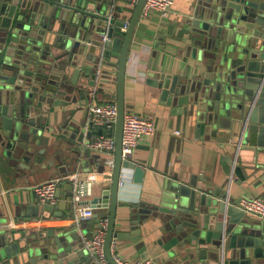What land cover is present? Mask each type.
<instances>
[{"label":"water","instance_id":"obj_1","mask_svg":"<svg viewBox=\"0 0 264 264\" xmlns=\"http://www.w3.org/2000/svg\"><path fill=\"white\" fill-rule=\"evenodd\" d=\"M145 3L138 0L125 35L118 37L111 21L113 0H0V148L5 156L28 161L29 137L37 133L30 125L37 124L34 114L46 110L44 104L75 102L77 94L90 100L94 93L116 101L112 180L101 197L90 201L96 209H109L104 243L108 264H123L113 255V243L130 238L116 229L124 87ZM199 16L202 20L194 21L201 30L196 44L210 58L214 77L180 82L168 77L159 85L162 99L183 106L199 132L216 140L225 155L226 175H237L239 185L259 178L257 187L264 184V0H206ZM113 53L118 54L115 64L110 61ZM197 186L195 176L188 182L165 181L160 200L137 209L132 240L144 247L138 224L153 215L163 223L165 249L174 264H206L207 259L211 264H264V220L246 216L239 207L244 195L236 200L220 187ZM80 227L83 235L74 228L32 237L10 233L0 222V264H95L84 242V235L90 239L92 234L84 223ZM175 246L186 255L180 257Z\"/></svg>","mask_w":264,"mask_h":264},{"label":"crops","instance_id":"obj_2","mask_svg":"<svg viewBox=\"0 0 264 264\" xmlns=\"http://www.w3.org/2000/svg\"><path fill=\"white\" fill-rule=\"evenodd\" d=\"M205 1L174 0L168 17H162L158 12L141 17L134 32L125 76V110L152 118L156 131L142 137L131 157L123 161L116 229L130 238L116 241L112 250L114 256L127 264L143 260H149V264H174L170 250L165 249L167 242L163 238L161 219L149 215L138 224L143 248L132 240L133 231H137L133 230L137 209L142 203L146 206L157 203L167 180L188 182L195 176L197 187L212 190L220 187L236 200L241 195L264 198V184L254 187L259 178L239 185L237 175H226L225 155L216 140L206 132H199L196 119L183 113V106L169 105L162 99L163 91L159 85L168 77H177L179 82L214 77L210 58L196 44V33L201 30L195 27L194 21L202 20L199 15ZM134 9L130 0H113L111 21L118 37L125 35L127 27L122 23L131 20ZM117 55L110 59L114 64ZM216 55L220 59L223 52ZM114 88L115 85H111L110 89ZM96 95L89 100L77 94V101L58 106L44 104L46 110L34 114L37 124L30 125L37 133H31L29 137L28 161L5 156V149L0 148V222L5 230L24 236L46 237L62 229L76 228L83 235V229L75 224L69 208L72 182L66 177L78 172L92 182L90 197L82 204L92 206L89 202L102 196L113 174L105 155L89 145L104 131L99 125L88 126L87 121L92 100L102 103L115 99L105 93ZM138 168L142 169L141 174H137ZM51 179L60 180L56 191L58 203L51 204L52 209L46 210V204L40 201L34 187ZM96 213H99L98 217H95ZM95 214L83 221L92 235L100 217L108 215L109 209H97ZM246 216L251 221L258 220ZM11 223L13 228H9ZM161 239L163 242L159 243ZM174 249L180 257L186 255L177 246ZM191 263L202 264L197 260ZM211 263L207 259L206 264Z\"/></svg>","mask_w":264,"mask_h":264},{"label":"built area","instance_id":"obj_3","mask_svg":"<svg viewBox=\"0 0 264 264\" xmlns=\"http://www.w3.org/2000/svg\"><path fill=\"white\" fill-rule=\"evenodd\" d=\"M138 0H130L133 7L136 6ZM174 0H146L145 6L142 10L141 17H147L153 12H158L162 17H168L173 6ZM129 24V20L125 21V27ZM95 93L92 99H94ZM118 108L116 101L96 102L93 101L88 107V121L87 125H99L103 129V133L89 145L102 152L105 155V161L110 170L113 172L115 166V150L116 139L115 129L117 124ZM155 122L152 118L138 113L128 112L124 116L123 134H122V157L123 161L128 160L133 154L138 145L139 140L144 136H151L155 133ZM180 134V131H176ZM71 179L73 184V195L71 202L73 203L72 218L75 224L79 227L83 221L91 219L96 208L93 206H84L83 201L90 197V190L92 182L83 178L78 172L72 173L66 177ZM59 179H51L42 182L34 187L35 193L41 202H49L50 204H57L56 196ZM90 203V202H89ZM239 207L248 215L264 220V198L261 196L244 197ZM109 218L108 215H102L99 219V224L95 234L90 239L85 238L84 242L86 248L90 251L95 264H108L105 253L104 243L106 232L108 229ZM11 223L9 228H13ZM116 244V241H114ZM113 249V248H112ZM113 251V250H112ZM116 260L120 263L127 264L121 261L117 256ZM149 260L137 261L133 264H149Z\"/></svg>","mask_w":264,"mask_h":264}]
</instances>
